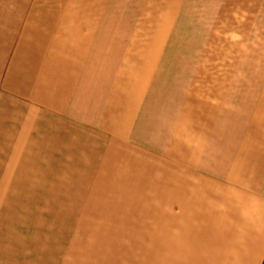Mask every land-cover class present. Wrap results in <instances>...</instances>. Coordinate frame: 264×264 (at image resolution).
<instances>
[{
	"label": "crops",
	"instance_id": "0c3cea01",
	"mask_svg": "<svg viewBox=\"0 0 264 264\" xmlns=\"http://www.w3.org/2000/svg\"><path fill=\"white\" fill-rule=\"evenodd\" d=\"M109 2L0 0V195L96 164L149 195V264H264V102L162 80L172 15L111 26Z\"/></svg>",
	"mask_w": 264,
	"mask_h": 264
},
{
	"label": "rangeland",
	"instance_id": "374dc122",
	"mask_svg": "<svg viewBox=\"0 0 264 264\" xmlns=\"http://www.w3.org/2000/svg\"><path fill=\"white\" fill-rule=\"evenodd\" d=\"M147 7L150 18L141 22L147 28L165 12L173 17L171 34L159 36L168 44L162 80L167 73L197 74L209 86L214 75L215 86L238 106L264 102V0H187L182 7L173 1L110 0V25L122 17L128 28ZM89 169L75 178L63 173L57 188L47 180L45 188L32 189L41 193L25 196L27 203L14 189L0 195V264H149V195L136 194L125 178H102L96 164Z\"/></svg>",
	"mask_w": 264,
	"mask_h": 264
}]
</instances>
